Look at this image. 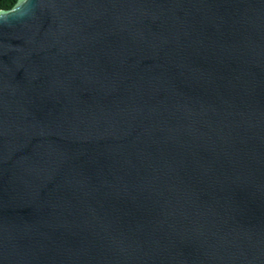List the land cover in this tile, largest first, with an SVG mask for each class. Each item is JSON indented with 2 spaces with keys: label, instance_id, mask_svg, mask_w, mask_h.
I'll return each mask as SVG.
<instances>
[{
  "label": "water",
  "instance_id": "1",
  "mask_svg": "<svg viewBox=\"0 0 264 264\" xmlns=\"http://www.w3.org/2000/svg\"><path fill=\"white\" fill-rule=\"evenodd\" d=\"M0 25V264H264V0H32Z\"/></svg>",
  "mask_w": 264,
  "mask_h": 264
},
{
  "label": "clouds",
  "instance_id": "2",
  "mask_svg": "<svg viewBox=\"0 0 264 264\" xmlns=\"http://www.w3.org/2000/svg\"><path fill=\"white\" fill-rule=\"evenodd\" d=\"M32 12V0H0V25L23 22Z\"/></svg>",
  "mask_w": 264,
  "mask_h": 264
}]
</instances>
